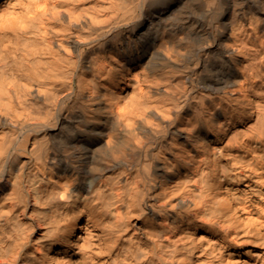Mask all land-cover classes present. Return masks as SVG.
I'll use <instances>...</instances> for the list:
<instances>
[{
	"label": "bare ground",
	"instance_id": "obj_1",
	"mask_svg": "<svg viewBox=\"0 0 264 264\" xmlns=\"http://www.w3.org/2000/svg\"><path fill=\"white\" fill-rule=\"evenodd\" d=\"M0 264H264V0H0Z\"/></svg>",
	"mask_w": 264,
	"mask_h": 264
}]
</instances>
